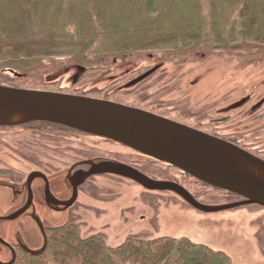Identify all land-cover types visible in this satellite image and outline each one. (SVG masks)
Listing matches in <instances>:
<instances>
[{
  "label": "trees",
  "instance_id": "trees-1",
  "mask_svg": "<svg viewBox=\"0 0 264 264\" xmlns=\"http://www.w3.org/2000/svg\"><path fill=\"white\" fill-rule=\"evenodd\" d=\"M244 44L264 46V0H0V83L7 85L53 89L40 77L46 60L58 57L82 66L84 81L119 57ZM8 74L19 84L9 83L14 78ZM144 81L66 92L141 107L202 129L147 95ZM58 125L32 121L10 127H22L17 135L31 143L55 136ZM46 236L42 253L21 252L14 264H234L226 251L185 235H131L113 246L105 232L83 236L77 223L66 221L49 227Z\"/></svg>",
  "mask_w": 264,
  "mask_h": 264
},
{
  "label": "rangeland",
  "instance_id": "rangeland-1",
  "mask_svg": "<svg viewBox=\"0 0 264 264\" xmlns=\"http://www.w3.org/2000/svg\"><path fill=\"white\" fill-rule=\"evenodd\" d=\"M156 66L157 71L145 78L140 86H145L147 95L168 104L170 112L179 110L186 117L183 119L200 124V120L192 117L194 112L211 113V107L217 100L244 96L250 90H258L257 86L264 83V46L244 44L239 48L229 47L224 50L197 47L119 57L112 59L111 67L101 71L98 76L84 81H79L84 69L82 66L70 58L58 57L46 60L43 69L46 73L40 78L50 83L48 87L53 89L49 90L54 91L102 89L107 86L109 89H118L124 88L132 78ZM6 76L14 78L12 74ZM118 79L120 80L116 81ZM8 82L19 84L15 78ZM180 90H183L181 95L178 93ZM178 101L186 102H183L184 106L178 107ZM21 128L0 129V172L9 170L7 172H12V175L26 176L40 168L39 161L34 159L37 157L41 163L48 165L51 173L49 177L57 183L58 180H67L71 170L101 160L105 155L115 154L118 159L138 157L148 160L144 155L121 144L100 140L94 136L76 135L73 137V147H70L73 151H70L69 156L83 161L78 166L68 163L72 164L68 168L67 158L64 161L55 158L48 143H45L47 147H40V151L36 153H30L19 146L21 142H25V139L17 135ZM100 150L105 154L97 155ZM94 155L99 157L95 158ZM171 166L152 159L148 162L152 171L158 172L161 169L168 171L172 177L175 175L173 179L202 200L212 203L239 200L238 196L230 198L219 191H207L199 180ZM8 176L0 173L1 184H9V181H3ZM70 181L69 179L66 183L71 187ZM83 183L71 212L48 210L42 212L43 217L52 223L62 224L72 215V221L80 226L83 236L105 232L109 244L113 246L122 243L131 235H185L226 251L234 264H264L263 206L248 204L221 212L203 213L174 192L148 190L136 181L121 176L97 174ZM12 199L10 189L1 186L0 214L11 210L14 201ZM29 224L34 226V230L30 229L29 232L28 229L25 239L30 245L38 247L42 243L40 229L29 219L22 217L12 223L5 221L0 226L8 233L13 229H27Z\"/></svg>",
  "mask_w": 264,
  "mask_h": 264
},
{
  "label": "water",
  "instance_id": "water-1",
  "mask_svg": "<svg viewBox=\"0 0 264 264\" xmlns=\"http://www.w3.org/2000/svg\"><path fill=\"white\" fill-rule=\"evenodd\" d=\"M153 67L127 83L133 86L151 75ZM15 75L22 76L20 73ZM241 105V102L234 105ZM48 121L81 132L121 143L147 157L173 165L211 186L237 194L240 199L223 204H205L197 200L182 184L166 179L152 178L137 168L116 161L97 160L85 167L73 169L68 179L74 193L65 204L68 208L77 198L78 187L87 178L97 174H114L131 179L146 189L171 191L185 199L194 208L206 213L220 212L242 205L264 207V159L239 145L199 128L174 120L150 110L122 102L63 91L24 88L0 83V126ZM45 174L34 171L29 183ZM23 211L0 219L13 220ZM41 247L25 250L42 253L47 246L46 231ZM1 240V238H0ZM4 241V240H2ZM14 260L0 264H12Z\"/></svg>",
  "mask_w": 264,
  "mask_h": 264
},
{
  "label": "flooded vegetation",
  "instance_id": "flooded-vegetation-1",
  "mask_svg": "<svg viewBox=\"0 0 264 264\" xmlns=\"http://www.w3.org/2000/svg\"><path fill=\"white\" fill-rule=\"evenodd\" d=\"M157 69H158V67H157ZM157 69L153 73H155L157 71ZM146 71H144V72H146ZM151 75H149V76H151ZM257 87H258V90H254V89L250 90L248 92V94H246L244 96L239 95V97H237V98L236 97L235 98L225 97V98H222L220 101L217 100L216 104L211 107V110H212L211 113H199L198 112L196 114V112H194L192 117H194L196 120H200L201 123L197 124V125L200 126L203 129V131H206L210 134H213L215 136H218V137H221L225 140L233 142V143L239 145L240 147H242L243 149H245V150H247V151H249V152H251V153H253V154L264 159V83L259 84V86H257ZM182 91L183 90H180L178 93L180 94V92H182ZM184 94H186V93H184ZM183 102H186V101H178V102H176V104L178 103L179 105L184 106ZM240 102H241V105L234 106ZM181 106H179V107H181ZM8 127H10V126H8ZM5 128H7V127L0 126V129H5ZM54 128L57 129V133L55 134V136L48 137V138L43 139V140L38 141V142H31V143H27V142L22 143L21 142L19 144V146H22L24 148V150L26 149V151L28 150L30 153H36V152L40 151L39 150V149H41L40 147H47V144H45V143H48V144H50V145H48L49 149L54 154L55 158L62 159V161H64L63 159L67 158L66 163H67L68 168H69L70 165L74 164V166L75 165L78 166L83 161V160H81L75 156H71V157L69 156L70 151H73L70 149V147L71 148L73 147L72 141H73V137H75L76 135H78L79 137L82 135H89L91 137H93V136L97 137L100 140L115 142L116 144H121V143H118V142L111 140V139L87 134V133L81 132L79 130L69 128V127H65L62 125L55 126ZM219 128H222V130ZM121 145H123V144H121ZM123 146H125V145H123ZM127 148H129V147H127ZM129 149H131V148H129ZM99 152H100V154H97V155H101L104 153V151H102V150H100ZM135 152H137V151H135ZM137 153L141 154L139 152H137ZM55 155H57V156H55ZM141 155H143V154H141ZM58 156L63 157V158H60ZM94 156H92V157H94ZM83 157H85L84 154H83ZM97 157H99V156H95V158H97ZM145 157H147V156H145ZM101 158L107 159V160H116V161H119V162H122V163H125L128 165H131V166L137 168L138 170L142 171L146 175H148L152 178H155V179L164 178L166 180L178 182V181H176V179H173V178H175V175L173 177L170 176L171 174L170 173L168 174L167 173L168 171H163V170L159 169L158 172H154L148 167V162L151 159H152V161L161 162L162 164H165V165L172 167L170 164H167L163 161H159V160H156V159H153L150 157H147L148 160L139 159L138 157L137 158L136 157H134V158L133 157L132 158L127 157V158H122V159L119 158L120 159L119 160L115 154L113 156H106L105 155ZM34 159L39 161V167L40 168L31 171L26 176L12 175L11 174L12 172H9V173L7 172L9 170H5V171L0 172V173H4V175L5 174L9 175L6 180H3V181H9V184H7V183L1 184V182H0V187L2 186V187L10 189L11 194H12L13 199H14L13 205H11V207H10L11 210L9 212H7L6 214H0V217H5V216L12 214L14 212H17V211H23L22 214L19 217H17L16 219H13V220L0 219V224L5 222V221H7L8 223L16 222V221L20 220L22 217H25V218L29 219L31 222H33V224L38 226V228L40 229V237L42 239V243H41V245H42L43 240H44V235H43V232L41 229V225L43 226V228L47 232V229L49 227L59 225V223H60V222L59 223H52L49 219L43 217L42 212L48 211V210L57 211V212H67V211L71 212V210L73 209V207L75 206V204L77 202L80 187L84 183L79 185V187H78V195H77L76 200L68 208H65V204L55 203V202L51 201L49 196L52 195L53 197H55L57 199L58 202L68 201L74 193L73 183L70 181L71 182L70 184H72V186L70 187L69 184L66 183V181H68L69 179L58 180L57 183H56V181L54 182L53 179L51 177H49V174H51V173H50V169L48 168V165L45 163H41L39 158H37V157ZM68 163H72V164H68ZM174 169H177L178 171L185 173L184 171L178 169L177 167ZM34 171H38V172L45 174V177L36 176L29 183V181H28L29 176ZM0 181H2V179H0ZM199 181H201V180H199ZM199 183H201V182H199ZM203 183L205 185H202V187L206 188L207 191H219L225 197H228L227 194L222 192V191H227V190L216 188V187L211 186L205 182H203ZM148 190H150V189H148ZM190 192L193 194V196L197 200H199L202 203H205V204H223V203H218V202H215V203L207 202L206 200L200 199L192 191H190ZM227 192H229V191H227ZM69 193H70V195H69ZM235 195L238 196L237 194H235ZM239 199H240V197H239ZM199 211H201V210H199ZM201 212H203V211H201ZM203 213H206V212H203ZM213 213H216V212H213ZM73 218L74 217L71 215V216H69V218L66 221L71 222L73 220ZM26 228L27 229H24V230H20V229L14 230L13 229L10 232L6 233V231L4 230L5 228L3 226H0V238H1V240H0V261L1 262L7 263V262L14 260V262L12 263V264H14L17 260L18 255L21 252L29 253L24 248V246H26V245L32 249H36V248L41 247V245L36 247V246H32V245H30V243H28V241L25 239V236H27V230L29 229V232H30V229L34 230V226L29 224L28 226H26ZM2 240H4V241H2Z\"/></svg>",
  "mask_w": 264,
  "mask_h": 264
}]
</instances>
